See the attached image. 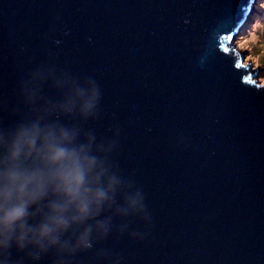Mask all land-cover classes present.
<instances>
[{
    "label": "water",
    "instance_id": "obj_1",
    "mask_svg": "<svg viewBox=\"0 0 264 264\" xmlns=\"http://www.w3.org/2000/svg\"><path fill=\"white\" fill-rule=\"evenodd\" d=\"M253 3L0 0V160L46 140L106 193L0 264H264V83L224 51Z\"/></svg>",
    "mask_w": 264,
    "mask_h": 264
},
{
    "label": "clouds",
    "instance_id": "obj_2",
    "mask_svg": "<svg viewBox=\"0 0 264 264\" xmlns=\"http://www.w3.org/2000/svg\"><path fill=\"white\" fill-rule=\"evenodd\" d=\"M247 23L246 17L232 38L239 35ZM227 48L242 57L228 45ZM84 107L85 110L92 107L91 98L85 101ZM22 156L24 163L21 162ZM91 166L92 162L83 157L73 163L65 150L48 144L46 140H41L37 148L31 137L18 134L7 145L5 157L0 160V247L7 249L12 242L22 247L29 233L36 243L47 239L49 244H55L54 232L66 229L72 222L84 220L91 206L106 196L103 190L89 187ZM49 192L59 197V202L48 205L44 222L33 230L27 224L28 209ZM70 209L73 212L71 219L67 216ZM87 236L85 231L78 244L89 247Z\"/></svg>",
    "mask_w": 264,
    "mask_h": 264
},
{
    "label": "rangeland",
    "instance_id": "obj_3",
    "mask_svg": "<svg viewBox=\"0 0 264 264\" xmlns=\"http://www.w3.org/2000/svg\"><path fill=\"white\" fill-rule=\"evenodd\" d=\"M247 19L242 32L231 37L228 46L243 57L245 65L256 70V82L264 83V0H254ZM249 34H253V37H247Z\"/></svg>",
    "mask_w": 264,
    "mask_h": 264
},
{
    "label": "bare ground",
    "instance_id": "obj_4",
    "mask_svg": "<svg viewBox=\"0 0 264 264\" xmlns=\"http://www.w3.org/2000/svg\"><path fill=\"white\" fill-rule=\"evenodd\" d=\"M245 36H246V35H245ZM247 37H249V38H250V37H253V34H249V35H247Z\"/></svg>",
    "mask_w": 264,
    "mask_h": 264
},
{
    "label": "snow or ice",
    "instance_id": "obj_5",
    "mask_svg": "<svg viewBox=\"0 0 264 264\" xmlns=\"http://www.w3.org/2000/svg\"><path fill=\"white\" fill-rule=\"evenodd\" d=\"M224 51H225V52H228V51H229V49H228V48H225V49H224Z\"/></svg>",
    "mask_w": 264,
    "mask_h": 264
}]
</instances>
